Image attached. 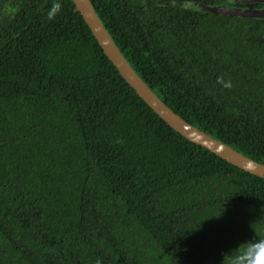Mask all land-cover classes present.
I'll use <instances>...</instances> for the list:
<instances>
[{
	"label": "trees",
	"instance_id": "obj_1",
	"mask_svg": "<svg viewBox=\"0 0 264 264\" xmlns=\"http://www.w3.org/2000/svg\"><path fill=\"white\" fill-rule=\"evenodd\" d=\"M91 1L168 107L264 164L263 26ZM249 239L264 179L160 119L73 0H0V264H223Z\"/></svg>",
	"mask_w": 264,
	"mask_h": 264
},
{
	"label": "water",
	"instance_id": "obj_2",
	"mask_svg": "<svg viewBox=\"0 0 264 264\" xmlns=\"http://www.w3.org/2000/svg\"><path fill=\"white\" fill-rule=\"evenodd\" d=\"M73 2L76 11L81 14L97 42L103 49L105 55L117 68L119 74L160 119L188 141L201 146L238 169L264 179V164L249 158L225 142L193 126L176 114L157 96V94L137 74L124 56L113 36L100 18L91 0H73ZM182 8L185 7L183 6ZM187 9L207 14L254 20L260 19L264 21V9L255 12L241 10L231 6L222 7V9L217 8L216 10L194 8L193 6H189Z\"/></svg>",
	"mask_w": 264,
	"mask_h": 264
},
{
	"label": "flooded vegetation",
	"instance_id": "obj_3",
	"mask_svg": "<svg viewBox=\"0 0 264 264\" xmlns=\"http://www.w3.org/2000/svg\"><path fill=\"white\" fill-rule=\"evenodd\" d=\"M127 2L132 4L135 7V9H145L148 7L150 2H153L157 6L169 7L168 9L172 11L180 10L184 12H194V13H199V12L187 8H189V6H193L194 8L216 10L217 8L222 9V7L231 6L241 10H250L251 12L264 9V0H127ZM183 6L185 8H182ZM171 13L172 12H169L167 15L170 16ZM216 17L219 18L223 17L226 19H240V18L223 16V15H217ZM244 19L249 21H255L259 23L261 26H263L262 35H264L263 20L260 19L254 20V19H246V18Z\"/></svg>",
	"mask_w": 264,
	"mask_h": 264
},
{
	"label": "clouds",
	"instance_id": "obj_4",
	"mask_svg": "<svg viewBox=\"0 0 264 264\" xmlns=\"http://www.w3.org/2000/svg\"><path fill=\"white\" fill-rule=\"evenodd\" d=\"M59 7V4H56L49 10V19L53 18ZM222 262L223 264H264V239H249L240 243L230 252L223 254Z\"/></svg>",
	"mask_w": 264,
	"mask_h": 264
}]
</instances>
